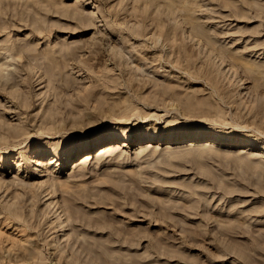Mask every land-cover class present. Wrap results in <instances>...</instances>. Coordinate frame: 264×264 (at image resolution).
<instances>
[{
    "label": "rangeland",
    "instance_id": "374dc122",
    "mask_svg": "<svg viewBox=\"0 0 264 264\" xmlns=\"http://www.w3.org/2000/svg\"><path fill=\"white\" fill-rule=\"evenodd\" d=\"M93 8L96 17L85 18ZM0 68V264H264V237L262 248L252 245L264 233V0H0ZM105 77L113 84L167 82L177 92L157 104L113 87L110 102H121L91 117L98 102L90 88H101ZM22 97L36 104L25 102L22 109ZM131 108L134 116H120ZM12 126L23 139L9 133ZM197 129L226 138L189 144ZM175 133L181 135L158 142ZM127 134L133 140L116 157L84 159L86 150L77 152L101 138L88 151L112 139L124 142ZM142 134L148 137L140 139ZM150 140L158 146L147 147ZM139 144L147 147L144 152ZM36 156L46 163L31 162ZM52 158L58 161L49 163ZM118 169L155 180L143 181L149 185L143 197L156 204L172 200L179 206L176 220L191 228L162 217L163 203H149L146 210L131 199H123L125 207L104 200L101 195L112 193L97 190L96 183ZM83 186L98 198H85L84 211L74 216L70 189ZM92 216L107 225L113 219L140 225L144 238L132 248L119 245ZM235 222L251 232L232 237L224 229ZM159 232L164 238L154 242L144 236ZM87 236L115 242L110 247L117 258L97 256Z\"/></svg>",
    "mask_w": 264,
    "mask_h": 264
},
{
    "label": "bare ground",
    "instance_id": "6f19581e",
    "mask_svg": "<svg viewBox=\"0 0 264 264\" xmlns=\"http://www.w3.org/2000/svg\"><path fill=\"white\" fill-rule=\"evenodd\" d=\"M147 1H152V0H147ZM154 1V0H153ZM155 1H157V0H155ZM166 1V0H165ZM180 1V0H179ZM173 2H174V0H173ZM76 8V7H75ZM78 13V12H77ZM80 13H81V11H80ZM80 13H78L79 14V16L77 17L76 15H74V16H76L77 18H80V20L81 19H83V15H80ZM99 12L97 11V9H95V8H93V9H89V11H87V13L86 14H84V12H82L81 14H84L86 17L85 18H87V17H89V18H91V19H94L95 17H96V15L98 14ZM82 16V17H81ZM84 18V19H85ZM178 30H176V32H177ZM179 32V31H178ZM177 32V33H178ZM174 33V32H173ZM168 34V33H167ZM174 34H176V33H174ZM180 34V33H179ZM176 36H178V35H176ZM176 36H174V37H176ZM179 37H180V35H179ZM179 37H176V38H179ZM182 37V36H181ZM167 40H170V38L169 39H167ZM171 41V40H170ZM174 41V40H173ZM185 41V40H184ZM156 42H158V40H156ZM176 42H177V40H176ZM182 42V41H181ZM181 42H179L180 44H183V43H181ZM171 43H172V41H171ZM174 43H175V41H174ZM174 43H172V44H174ZM156 44V43H155ZM158 44H159V42H158ZM178 45V44H176V47H177V45L179 46L178 48L179 49H181L180 48V46L181 45ZM185 46V48H186V45H184ZM184 46H183V48H182V50L183 49H185L184 48ZM182 47V46H181ZM175 48V47H174ZM181 51V50H180ZM182 52H184V51H182ZM181 52V53H182ZM37 53V52H36ZM183 55V53L181 54V56ZM37 56V55H36ZM35 55H34V58L35 59H38L37 57H36ZM43 56V55H42ZM39 57V56H38ZM132 57V56H131ZM40 59V58H39ZM190 60V62L193 60V59H189ZM44 61V60H43ZM38 61H35V63H37ZM123 62V61H122ZM122 62L120 63L121 65H122ZM126 62V61H125ZM209 64H212V63H210L209 62V60L207 61ZM44 63L45 64H47L45 61H44ZM207 63V67H206V69L208 68V64ZM214 63V62H213ZM49 66H51L50 64H48ZM120 65V66H121ZM215 65V64H214ZM218 65V64H217ZM127 66V65H126ZM210 66H212L211 68H212V71H214L213 69V65H210ZM132 67V66H131ZM119 68H121V67H119ZM209 69V68H208ZM120 70V69H119ZM130 70V69H129ZM128 70V71H129ZM132 70V69H131ZM121 71V70H120ZM126 71V70H125ZM122 72V71H121ZM127 72V71H126ZM125 72V73H126ZM134 72H137V71H135L134 70ZM2 73V71H1V68H0V74ZM19 73V72H18ZM29 73H32L31 71H29ZM33 73H34V70H33ZM123 73V72H122ZM129 73H130V71H129ZM138 73V72H137ZM137 73H135L136 75H137ZM16 74V76L18 75L17 73H15ZM15 74H13V76H15ZM20 74V73H19ZM42 74V73H41ZM41 74H39V75H41ZM219 74H221L220 72H219ZM108 75V74H107ZM128 76H129V74H127ZM132 75H134V74H131V76ZM1 76V75H0ZM15 76V77H16ZM32 76H33V74H32ZM131 76H130V78H131ZM135 76V75H134ZM133 76V77H134ZM29 77H30V75H29ZM28 77V78H29ZM37 77V76H36ZM104 77V76H103ZM8 78V77H7ZM31 79H30V86L31 87H34L35 88V86H36V81L35 80H33L32 78L33 77H30ZM52 78V77H51ZM68 78V77H67ZM106 78V77H105ZM143 78V77H142ZM13 80H14V78H12ZM12 79H9L10 81L9 82H13L12 81ZM108 81H107V80ZM105 80L106 81H103V86L101 87V88H99V86L98 87H96V86H94V87H91L90 88V98L92 99V100H95V101H97L98 102V110L97 109H95V111H93V112H91L90 113V116L91 117H97V116H99L100 114H101V112L102 113H104L103 112V109L104 108H106L107 109V105L109 104V108H110V106L112 107V104H114V103H116V102H110V96H109V94H111L112 93V88L113 87H115V88H118L119 90H124L125 89V91H132L131 92V94H132V98H134L135 100L137 99V101H147V102H152V103H155V102H157V104L158 103H160V100L161 101H163L164 99H163V97H165V96H167V95H169V94H167V93H170L171 91H173V92H175L174 94H176V92L177 91H175V90H173V87H175L174 85L172 86L171 84H168L167 82L165 83V82H162L161 83V81L160 82H158V81H156V82H153V81H137V80H134V79H131L130 81H124V82H126L125 84L124 83H122V82H119V83H112V82H110L109 81V79L108 78H106ZM27 80V79H26ZM29 80V79H28ZM52 80V82H53V78L52 79H50V81ZM55 80V79H54ZM55 81H57V80H55ZM67 81V80H66ZM69 81H72L71 79H69ZM51 82V83H52ZM58 82V81H57ZM72 82H74V81H72ZM72 82H71V86H72ZM5 83V81H3V80H1V78H0V84H4ZM56 83V82H55ZM60 83H62V84H64V82H60ZM38 84V83H37ZM40 84V83H39ZM62 84H61V86H62ZM29 85V84H28ZM58 85H59V83H58ZM74 85V84H73ZM68 87L70 86L69 85V83H68V85H67ZM149 88H151V90L149 91V96L147 97V96H145V95H143V92L145 91V90H148ZM177 87H175V89H176ZM30 89V88H29ZM65 89V88H64ZM68 89V88H67ZM127 89V90H126ZM172 89V90H171ZM33 90V89H32ZM66 90V89H65ZM114 91V90H113ZM121 92V91H120ZM171 94L172 95H174L172 92L170 93V96L169 97H171ZM129 95V94H128ZM127 96V95H126ZM125 96V99L127 98ZM176 96V95H175ZM130 97V96H129ZM166 98V97H165ZM129 99H131V98H129ZM163 99V100H162ZM199 99V98H198ZM22 100L24 101V102H22V101H20V104L23 106V104L25 103V104H27L29 107H31L32 106V104L34 105V104H36L35 103V99L33 98H30V99H27V98H24L23 99V97H22ZM26 100H28V102L26 101ZM112 100V99H111ZM128 99H126L125 101H127ZM132 100V99H131ZM145 101V102H146ZM154 101V102H153ZM205 101V100H204ZM118 102H121V100H119ZM118 102L115 104V105H117L118 104ZM128 102V101H127ZM127 102H122L123 104H127ZM201 102H203L202 100H201ZM20 105V106H21ZM27 105H25V106H27ZM130 105V104H129ZM21 106V107H22ZM118 106V105H117ZM124 106V105H123ZM123 106H120V107H122L123 108ZM20 107V108H21ZM120 107H118L119 109H121ZM130 107V106H129ZM132 107V106H131ZM24 108V106L22 107V109ZM115 108H116V106H115ZM125 108H128V107H125ZM133 108V107H132ZM131 108V110H125V111H123L122 113L121 112H119V113H121V115L120 116H122V117H124V116H128L129 118H130V116H134V113L136 112L135 111V109L133 110ZM135 108V107H134ZM26 109V108H25ZM110 109H112V108H110ZM124 109V108H123ZM116 110H118V109H116ZM115 110V111H116ZM132 110H133V112H132ZM12 111H14V110H12ZM19 112H20V110H18ZM107 111V110H106ZM105 111V112H106ZM109 111V110H108ZM15 112V111H14ZM18 112V113H19ZM56 112V111H55ZM58 112V111H57ZM117 112V111H116ZM141 112V111H140ZM60 113V112H59ZM110 113H112V110H111V112ZM110 113L109 114H107V112H106V114L107 115H110ZM141 113H143V112H141ZM140 113V114H141ZM99 114V115H98ZM115 114V113H114ZM139 114V115H140ZM52 115H53V113H52ZM60 115V114H59ZM116 115V114H115ZM137 115V114H136ZM143 115H146L147 116V113L145 114H143ZM142 115V116H143ZM47 116H48V114H47ZM106 116V115H105ZM49 117H50V114H49ZM60 117H62V118H60V119H63V115L62 116H60ZM66 118H67V116H65ZM128 117H127V120H128ZM136 117V116H135ZM143 117H145V116H143ZM59 119V118H58ZM124 119H126V117H124ZM131 119H133V118H131ZM137 119V118H136ZM46 120V119H45ZM44 120V121H45ZM64 120V119H63ZM69 121V120H68ZM66 122V123H69V122ZM129 121V120H128ZM84 122V121H83ZM49 123V122H48ZM48 123H46V124H48ZM42 124H44V125H46L45 123H42ZM44 125H42L44 128H45V126ZM49 125V124H48ZM41 127V126H40ZM47 128H45L46 130L49 128V130H50V126H46ZM2 128H5V126H4V124H0V129L2 130ZM7 128V127H6ZM7 129H9V133L11 134V135H13L15 138H17L18 140H21V139H23L24 138V134H23V132L22 131H20V129L18 128L17 129V127L15 128V127H13L12 126V128H7ZM43 129V128H42ZM44 129V130H45ZM8 131V130H7ZM48 131V130H47ZM55 131H57V130H55ZM49 133V132H48ZM174 135V136H173ZM180 136L181 135V133H175V134H170V136L169 135H161L160 137H159V141L158 142H162L161 143V145H163L164 144V141H166V140H168V138L169 137H173V139L175 140L176 139V137L177 136ZM131 135H129V134H127L126 135V137H125V141H129V143H127L126 144V142L124 141V142H118V141H114L112 138V140L111 141H109V142H107V143H104V144H102V145H100V146H98V148L95 150V151H93V152H91V151H88V150H92L93 149V147H95L98 143H101V142H103L104 140V138L102 139H98V140H96L95 142H93V143H91V144H89L88 146H85V147H83V148H81L79 151H77V152H81V151H84V150H86V152L83 154L84 156V159H87V158H89V156H94V154H97V156H98V158L100 159V158H102L103 156H105V155H107V156H109V155H115V156H113V157H116L118 154V152H120V150H122V149H120V147H122V146H127V145H129L130 144V142H132V140H133V138L132 137H130ZM146 137H148V134H142L139 138L140 139H145ZM190 137H191V139L192 140H190L189 141V144H193V143H196L194 140H200V139H203V138H209L210 140H211V142L212 141H221L222 139L224 140L226 137H224V136H221L219 133H214V132H212V133H207V132H204V131H202V130H193L192 132H190ZM149 139H154V135L152 136H150V138ZM213 139V140H212ZM228 141V140H227ZM241 142V141H240ZM253 142L254 141H248V143L247 144H250V145H253ZM238 143V142H237ZM244 143V142H243ZM160 144V143H159ZM140 145V144H139ZM153 145H155V147L156 146H158L156 143H151V140L148 142V144H147V147L148 146H153ZM147 147H145V145H140L139 146V149H140V151H145L146 150V148ZM240 147H241V145H240ZM117 151V153L115 154V152ZM72 153L73 152H70L69 153V157L71 158V156H72ZM59 156V155H58ZM1 159V158H0ZM58 161V158H52L50 161H49V163H55V162H57ZM31 162H33L34 164H37V165H39V164H44V163H46V158H42L41 156H36V157H34L32 160H31ZM37 173V172H36ZM78 175H80V173L78 174ZM143 175L145 176V174H140L139 172L138 173H132V172H127L126 170L124 171V169L122 170L121 169V171H120V169H118V171H111V172H109L108 174H107V177H105V179H104V181H101L100 183H96V185H97V190L99 189H102V188H107V189H109L110 191H111V193L112 194H109L108 196H104V195H101V197L103 196V199L104 200H109V202L110 201H112V203H113V201H114V205H117L116 204V202L118 203V205H119V202H123V199H131V201L133 202L134 201V204L136 205L137 204V202H141V203H145L146 204V206H147V204H149V203H153L154 202V204L155 205H157V204H160V203H163L164 205H162V204H160V205H162L161 206V211H160V213L162 214V217L164 216V217H166V219H168L170 222H174L175 224L174 225H176L177 226V224H181V223H179L178 222V220H176L177 218H176V216H177V214H176V212H177V207H179V206H177L176 205V203H173V201L172 200H170V199H166V201H165V203L163 202V201H161L160 199L158 200L160 203H158L157 202V204H156V200L155 201H153V199H152V197H151V201L148 199V198H145L146 196H147V194H146V196L145 197H143L144 195H143V192L145 191V190H147L146 189V184H144L145 182H143V181H146V183L147 182H153L154 183V181H152V179H149V178H146V177H148V176H145V177H143ZM148 179L149 180H151V181H148ZM157 179V178H156ZM160 180V179H159ZM158 182H160V181H158ZM157 182V183H158ZM155 183H156V181H155ZM90 186H91V184H89ZM86 186H88V185H86ZM93 186H94V184H93ZM92 186V187H93ZM148 187H149V185H148ZM147 187V188H148ZM150 187H152V186H150ZM84 188V189H83ZM88 188V187H87ZM91 187H89L87 190L85 189V187L83 186V187H81L80 189H70V198H72V200H71V203H72V205H70V209H71V212H72V214L75 216L76 214L78 215L79 213H82V211H84L83 210V207L84 206H82V205H84L85 204V202H84V200H85V198H87V197H89L88 198V201H89V199L91 198V199H94L95 198V200L98 198L96 195V197H90L91 196V193L93 192V191H91ZM93 189H94V187H93ZM95 194H96V192H94ZM93 193V194H94ZM92 194V195H93ZM42 199H43V197H42V195L41 196H39L38 197V200H41L42 201ZM91 199H90V201H91ZM100 199V198H99ZM164 199V200H165ZM101 200H102V198H101ZM103 200V201H104ZM125 200H124V202H125ZM87 201V202H88ZM97 201V200H96ZM99 201V200H98ZM40 202V201H39ZM127 202H129V201H127ZM79 203V204H78ZM111 203V202H110ZM81 204V205H80ZM124 206H123V205ZM121 204V207L123 206V207H125V204L124 203H122ZM131 204H133V203H131ZM196 204V203H195ZM199 204H201V203H198V206H199ZM76 205H79V206H76ZM129 205H130V202H129ZM134 205V207H136ZM86 206V205H85ZM127 207H128V204L126 205ZM141 206V205H140ZM143 206V205H142ZM141 206V207H142ZM150 206V205H149ZM154 206V205H153ZM159 206V205H158ZM157 206V208H159ZM197 206V205H196ZM116 207H119V206H116ZM133 207V208H134ZM150 207H152V205L150 206ZM156 207V206H155ZM204 207V206H203ZM208 207V206H207ZM139 208V207H138ZM146 208V210H147V208H149L148 206L147 207H145ZM153 208V207H152ZM198 208H201L200 206L198 207ZM209 208V207H208ZM119 209V208H118ZM122 209V208H121ZM151 209V208H150ZM193 209H195V207L193 206V208L191 209V211L193 210ZM197 209V208H196ZM195 209V211H197ZM135 210V209H134ZM156 210H158V209H156ZM200 210V209H199ZM136 211V210H135ZM154 211V210H153ZM152 211V212H153ZM179 211V210H178ZM116 212H117V210H116ZM134 212V211H133ZM133 212H130L131 213V215H132V213ZM140 212H141V214L142 213H144V212H142L141 210H140ZM199 212V211H198ZM154 213H155V211H154ZM154 213L150 216L151 218H154V216L155 215H157V214H155L154 215ZM158 213V212H157ZM185 213V212H184ZM137 214V213H136ZM135 214V215H136ZM148 214V213H147ZM207 214V213H206ZM209 214V213H208ZM134 215V214H133ZM139 215V214H138ZM160 215V214H159ZM210 215V214H209ZM208 215V216H209ZM107 216V218H108V215H106ZM89 218H90V216H88ZM101 216H99V218H97L98 219V221H99V219L100 220H102L101 218H100ZM117 217V216H116ZM146 217V216H145ZM161 217V216H160ZM169 217V218H168ZM188 217V216H187ZM202 217V216H201ZM92 218H93V220H95L94 219V216H92ZM95 218H96V216H95ZM156 218H157V216H156ZM87 219V218H86ZM113 219V218H112ZM158 219H160V218H158ZM205 219H207L206 217H205ZM204 219V220H205ZM108 220H109V218H108ZM114 220V219H113ZM111 221V223L109 224V221H108V225H107V223H105L104 222V220H103V222L102 221H96L95 220V222L97 223V225L98 226H103V227H107L106 229L108 230L109 228H110V232H111V234H109L108 232V234L110 235L109 237H111V241H117V243L118 242H120V243H125L126 244V247H127V245L128 246H130L131 248L134 246L133 244H136V243H139L140 241L139 240H141V239H143L144 237H143V235L142 234H139L138 232H139V230H142V226H137V227H131V225H129V223H117L118 221L116 220V224H115V221ZM152 220V219H151ZM163 220H164V218H163ZM202 220H203V218H202ZM204 220H203V222H204ZM209 220V219H208ZM208 220H205L206 222V224H207V221ZM210 220H212V217L210 218ZM91 221V220H90ZM107 221V220H106ZM154 221V220H153ZM216 221V220H215ZM217 221H218V219H217ZM82 222V221H81ZM80 222V223H81ZM150 222V221H149ZM162 222V221H161ZM164 222V221H163ZM210 222V221H209ZM208 222V225L209 224H211V223H209ZM45 223H46V221H45ZM44 222H43V224H45ZM71 224H72V222H70ZM79 223V224H80ZM154 223V222H153ZM184 223V222H183ZM183 223L180 225V227L183 225ZM43 224H41V227L40 228H42V231H44L45 229H44V225ZM84 224V223H83ZM83 224H81V226L83 225ZM95 224V223H94ZM106 224V225H105ZM131 224V223H130ZM150 224V223H149ZM171 224V223H170ZM216 224H217V226H219V223L218 222H216ZM233 225L234 226H232V228H229V227H227L226 226V228H225V226H223V224H221L220 226L222 227H218L219 229H223V227L225 228L224 230H226V232H232V234H231V236L233 237V236H238V234L240 233V232H242V234L244 233V234H246V232L247 231H250L251 232V230H248V228H246L247 229V231L243 228V226L244 225H240V223L238 224V222L236 223H233ZM40 226V225H39ZM83 226H85V225H83ZM147 226H149V225H147ZM146 226V227H147ZM184 227H185V223H184V225H183ZM91 227V226H90ZM93 227V226H92ZM103 227H102V230H103ZM184 227H182V228H184ZM187 227V229H189V228H191V227H189L188 228V226H186ZM185 227V228H186ZM247 227V226H246ZM83 228V227H82ZM85 228V227H84ZM104 228V229H105ZM198 228V227H197ZM86 229V228H85ZM88 229V228H87ZM181 229V228H180ZM193 229V228H192ZM252 229V228H251ZM41 230V229H40ZM90 230H91V228H90ZM100 230V228H98V231ZM148 230V229H147ZM184 229H181V231H183ZM208 230V229H207ZM96 231H97V229H96ZM95 231V232H96ZM104 231V230H103ZM103 231H101V232H103ZM186 230H184V232H185ZM246 231V232H245ZM253 231V230H252ZM94 232V233H95ZM42 233V232H41ZM44 233H46V232H44ZM153 234V233H152ZM241 234V233H240ZM243 234V235H244ZM253 233H251V235H252ZM154 235H155V233H154ZM145 236V238L147 237V238H149V239H151V241H153V240H155V239H161L162 237L164 238V235H163V232H159V233H157L155 236H150V235H144ZM253 236H256V235H254L253 234ZM264 237V233L261 235V237ZM261 237H255V238H253V239H255V240H253V242H252V245H254L255 247V249H257L258 248V246L260 247V248H262V246L260 245V242H261V240L263 239V237L261 238ZM85 238V237H84ZM84 238H82V242H84V244H85V242H86V240L88 239L89 240V242H88V240H87V242H88V244H86V245H88V247H89V249L91 250V251H93L97 256H99L100 258H102V256H103V258H104V256H106V255H108V257L110 258L111 256H113V254H115L116 252L114 251V249H116V248H114L113 249V251L115 252H113L112 251V249H111V247L110 246H113L114 244H115V242H114V244H112L111 243V241L109 242V241H107L106 239L104 240V238L103 239H99V238H89L88 236H87V238H85L86 240L84 241ZM166 239V238H165ZM169 239V238H168ZM110 240V239H109ZM156 241V240H155ZM163 241V240H162ZM161 241V242H162ZM166 241V240H165ZM154 242V241H153ZM158 242V241H157ZM160 242V243H161ZM169 242H170V240H169ZM159 243V242H158ZM119 244V243H118ZM124 244V245H125ZM85 245V246H86ZM120 245V244H119ZM133 245V246H132ZM103 246V247H102ZM118 246V245H117ZM99 247H101V248H99ZM247 247V246H246ZM122 247H120V249H121ZM128 248V247H127ZM130 248V249H131ZM248 248V247H247ZM252 248H253V246H252ZM251 248V249H252ZM253 248V249H254ZM89 250V251H90ZM119 252L120 253H123V252H121V251H118V254H119ZM124 254V253H123ZM111 255V256H110ZM121 255V254H120ZM118 257H119V255H117ZM121 256H123V255H121ZM114 257V256H113ZM112 257V258H113ZM115 257H116V254H115ZM114 257V258H115ZM112 258L111 259H109V260H112ZM113 258V259H114ZM117 258V257H116ZM106 260H108L107 258H106ZM263 263V262H262Z\"/></svg>",
    "mask_w": 264,
    "mask_h": 264
}]
</instances>
